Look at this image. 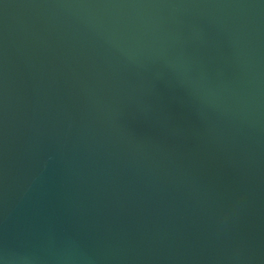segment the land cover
<instances>
[{
    "label": "water",
    "instance_id": "95a60500",
    "mask_svg": "<svg viewBox=\"0 0 264 264\" xmlns=\"http://www.w3.org/2000/svg\"><path fill=\"white\" fill-rule=\"evenodd\" d=\"M0 264H264V0H0Z\"/></svg>",
    "mask_w": 264,
    "mask_h": 264
}]
</instances>
